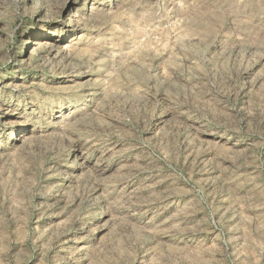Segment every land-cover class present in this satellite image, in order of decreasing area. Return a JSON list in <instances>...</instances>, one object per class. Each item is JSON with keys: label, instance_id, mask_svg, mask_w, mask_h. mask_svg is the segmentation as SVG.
<instances>
[{"label": "rangeland", "instance_id": "374dc122", "mask_svg": "<svg viewBox=\"0 0 264 264\" xmlns=\"http://www.w3.org/2000/svg\"><path fill=\"white\" fill-rule=\"evenodd\" d=\"M0 264H264V0H0Z\"/></svg>", "mask_w": 264, "mask_h": 264}, {"label": "bare ground", "instance_id": "6f19581e", "mask_svg": "<svg viewBox=\"0 0 264 264\" xmlns=\"http://www.w3.org/2000/svg\"><path fill=\"white\" fill-rule=\"evenodd\" d=\"M70 43H72V42H70ZM68 44H69V43H68ZM68 47H69V46H68ZM18 126H19V127L26 126V123L21 122V123L18 124Z\"/></svg>", "mask_w": 264, "mask_h": 264}]
</instances>
